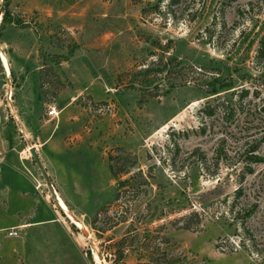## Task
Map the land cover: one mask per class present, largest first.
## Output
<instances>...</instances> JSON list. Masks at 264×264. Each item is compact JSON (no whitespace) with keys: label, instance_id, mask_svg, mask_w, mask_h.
Returning <instances> with one entry per match:
<instances>
[{"label":"rangeland","instance_id":"obj_1","mask_svg":"<svg viewBox=\"0 0 264 264\" xmlns=\"http://www.w3.org/2000/svg\"><path fill=\"white\" fill-rule=\"evenodd\" d=\"M0 32V264H264V0H6Z\"/></svg>","mask_w":264,"mask_h":264},{"label":"trees","instance_id":"obj_2","mask_svg":"<svg viewBox=\"0 0 264 264\" xmlns=\"http://www.w3.org/2000/svg\"><path fill=\"white\" fill-rule=\"evenodd\" d=\"M6 17V15H4L3 16V21L4 22H7V19L5 18ZM0 37H1V32H0ZM219 82V80H217V84H213L212 85V88H211V90H210V92H209V94H210V96H216V95H218V94H220V93H222L223 91H227V90H229L228 89V86H225V85H223V84H221V83H218ZM216 87H218V88H216ZM225 101V103H227L228 101L227 100H224ZM227 105V104H226ZM203 113L206 115V116H208V117H210V116H212L213 115V113H214V108H210L209 107V105L208 106H206V108L204 107V109H203ZM12 119V118H11ZM256 150V147H253L252 148V150L251 151H249V152H247V154H248V156H247V161L248 162H251V163H258L260 160H259V158H258V156L256 155V154H254L255 151ZM245 171L247 172V174H251L252 173V169L250 168V167H247L246 169H245ZM129 183V180H125V181H123V182H120V186L121 187H125V185H127ZM51 195V194H50ZM52 197V196H51ZM52 200H54L53 199V197H52ZM66 204V203H65ZM68 206V205H67ZM105 211V210H104ZM103 211V212H104ZM63 216L65 217V215L63 214ZM67 219V218H66ZM71 227L74 229V231H77L78 232V229L73 225V224H71ZM119 244H121V242L119 243ZM117 253H118V255H119V257H122V255H123V252H122V250H118L117 251ZM91 256V255H90Z\"/></svg>","mask_w":264,"mask_h":264},{"label":"water","instance_id":"obj_3","mask_svg":"<svg viewBox=\"0 0 264 264\" xmlns=\"http://www.w3.org/2000/svg\"><path fill=\"white\" fill-rule=\"evenodd\" d=\"M5 3H6V0H1V5H0V16L2 15L3 11H4V7H5ZM29 145V152H30V155H31V158L32 160L34 161L35 165L37 166L38 170L40 171V174L41 176L43 177L45 183H46V186H47V189L48 191L50 192L51 196L53 197V199L56 201V204L57 206H59L58 204V197L56 195V192L53 188V185L45 171V169L43 168L41 162H40V159L38 157V154L36 152V150L34 149V147H32L30 145V143H28ZM64 215L71 221L73 218L70 216L67 215V213L64 212ZM72 223V222H71ZM80 229V228H79ZM81 230V229H80ZM81 232L83 233L84 237L86 239L89 240V234L86 232V230H81Z\"/></svg>","mask_w":264,"mask_h":264},{"label":"built area","instance_id":"obj_4","mask_svg":"<svg viewBox=\"0 0 264 264\" xmlns=\"http://www.w3.org/2000/svg\"><path fill=\"white\" fill-rule=\"evenodd\" d=\"M48 116H49V117H56V116H57L56 109H55V108H52L51 110H49V111H48ZM15 235H16L15 232H10V233H9V236H10V237H13V236H15Z\"/></svg>","mask_w":264,"mask_h":264}]
</instances>
